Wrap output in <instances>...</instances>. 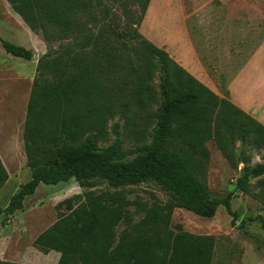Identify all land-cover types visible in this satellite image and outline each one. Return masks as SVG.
<instances>
[{
	"label": "trees",
	"instance_id": "16d2710c",
	"mask_svg": "<svg viewBox=\"0 0 264 264\" xmlns=\"http://www.w3.org/2000/svg\"><path fill=\"white\" fill-rule=\"evenodd\" d=\"M5 1L47 51L36 64L23 125L30 179L0 208V219L22 211L41 184L73 180L85 189L104 183L114 191L58 204L56 221L35 238L34 248L42 255L57 253L56 264H211L213 239L180 227L171 231L173 211L212 219L222 206L236 219L231 195L210 196V141L232 168L242 165L235 189L264 208V153L254 164L249 154L264 152V125L139 34L150 0ZM0 46L11 57L33 58L31 50L1 38ZM115 116L141 141L131 159L118 139L99 147ZM8 179L0 160V190ZM255 179L256 192L250 184ZM145 183L163 189L171 202L153 205L133 223L121 189Z\"/></svg>",
	"mask_w": 264,
	"mask_h": 264
},
{
	"label": "rangeland",
	"instance_id": "374dc122",
	"mask_svg": "<svg viewBox=\"0 0 264 264\" xmlns=\"http://www.w3.org/2000/svg\"><path fill=\"white\" fill-rule=\"evenodd\" d=\"M138 32L201 85L234 106L235 93L236 101L249 110L243 112L264 125V108L258 99L264 91V0H150ZM0 38L31 50L39 58L47 51L40 37L43 43L40 47L32 42L26 26L5 0H0ZM57 45L50 47L56 49ZM4 68L10 72L7 82L0 83V160L9 179L0 190V208H5L17 189L30 179L22 131L35 76L32 62L8 56L0 46V71ZM242 78L244 83L250 80V90L241 91ZM157 83L155 79V87ZM153 126L149 125L145 143L150 141ZM116 139L127 159L133 157L135 146L141 144L119 116L108 121L106 139L99 147L110 146ZM236 147L239 149V144ZM206 148L209 152L206 184L210 196L221 200L231 195V211L236 219L233 221L222 206L212 219L175 209L170 229L175 233L180 227L194 236L211 237L214 241L211 264H264V230L259 220L264 219V208L251 196L235 189L242 165L232 168L211 141L206 143ZM263 153L249 152L252 164L262 162ZM257 181L250 182L254 192ZM113 191L104 183L82 189L73 180L56 186L39 185L35 194L25 199L22 211L0 219V261L56 264L57 253L42 255L33 246L35 238L56 221V206L66 199H73L72 204L76 205L88 194ZM121 191L129 203L127 209L133 223L139 222L153 205L171 202V196L153 183L125 187ZM60 212H64V206Z\"/></svg>",
	"mask_w": 264,
	"mask_h": 264
},
{
	"label": "crops",
	"instance_id": "0c3cea01",
	"mask_svg": "<svg viewBox=\"0 0 264 264\" xmlns=\"http://www.w3.org/2000/svg\"><path fill=\"white\" fill-rule=\"evenodd\" d=\"M26 30H27V32H28V34H29V36L31 37V39H32V42L36 45V46H39L40 47V45L42 44L43 45V43L38 39V37L36 36V35H34L33 33H31V31L26 27ZM40 44V45H39ZM42 50V49H41ZM5 53V52H4ZM42 54V53H41ZM7 55V54H6ZM9 56V55H8ZM36 58V61H34L33 59H35ZM38 59H39V57H37V55H35L34 53H33V58H32V60L31 61H29V62H32L33 63V65L35 66V68H36V64H37V61H38ZM187 70L189 71L190 69H188L187 68ZM191 71V70H190ZM9 70H6L5 68H4V71H0V83L1 84H3V83H6L7 82V77H8V74H9ZM33 80V79H32ZM250 80L248 79V82L247 83H244L245 82V79L244 78H242V79H240V81H239V84H240V86H239V88H241V91L242 92H244V91H248V90H250L249 88H250V86H249V82ZM246 85V86H245ZM258 99H259V104L261 105V107L262 108H264V91H261L260 92V95H259V97H258ZM232 100H233V102H234V104H235V106H237L239 109H241L242 111H249L248 109H246L245 108V106H244V104L243 103H241V102H239V101H236V94L234 93V95H232ZM259 122V121H258ZM23 132V131H22Z\"/></svg>",
	"mask_w": 264,
	"mask_h": 264
}]
</instances>
